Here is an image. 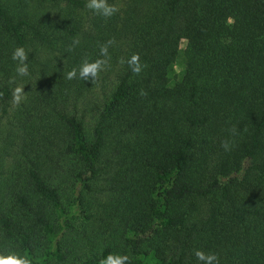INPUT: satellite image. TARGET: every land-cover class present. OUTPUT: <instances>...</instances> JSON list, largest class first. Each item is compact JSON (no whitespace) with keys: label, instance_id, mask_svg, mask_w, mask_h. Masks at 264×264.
<instances>
[{"label":"trees","instance_id":"obj_1","mask_svg":"<svg viewBox=\"0 0 264 264\" xmlns=\"http://www.w3.org/2000/svg\"><path fill=\"white\" fill-rule=\"evenodd\" d=\"M86 3L0 0V258L264 264V0Z\"/></svg>","mask_w":264,"mask_h":264},{"label":"clouds","instance_id":"obj_2","mask_svg":"<svg viewBox=\"0 0 264 264\" xmlns=\"http://www.w3.org/2000/svg\"><path fill=\"white\" fill-rule=\"evenodd\" d=\"M86 7L89 9H92L94 11H98L101 15L105 17L112 16L117 9L111 5H107L105 3V0H87ZM102 51H104L102 49ZM14 61H17V67L15 69L16 74L18 76H25L28 74V65L24 62L27 59V54L25 53L24 49L22 47H18L14 49L11 57ZM135 59V58H134ZM101 61H97L95 63H87L85 62L79 71V75L82 78H86L89 75L95 77L97 71L101 67ZM77 75L76 70L69 72L67 74V78L71 79L74 76ZM23 92V88H17L14 93V102H19L20 100V94ZM230 133L232 136L236 134V129L232 128L230 129ZM232 141L231 139H226L222 141L221 147L224 149V151H229L231 147ZM196 259L198 261L204 262V264H216L217 257L215 254H205L202 251H195L194 253ZM126 259L124 257H116L113 258V256L109 255L105 261L102 262V264H122V261ZM0 264H26V261L15 259L12 256H9L7 258H0Z\"/></svg>","mask_w":264,"mask_h":264},{"label":"rangeland","instance_id":"obj_3","mask_svg":"<svg viewBox=\"0 0 264 264\" xmlns=\"http://www.w3.org/2000/svg\"><path fill=\"white\" fill-rule=\"evenodd\" d=\"M180 49H182V46H180ZM181 65H182V58H181V51H180V54L178 56L176 65L174 67V70H175V73L176 74H179L180 73V71H181Z\"/></svg>","mask_w":264,"mask_h":264}]
</instances>
